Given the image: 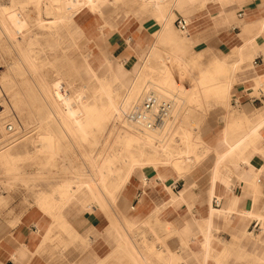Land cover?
I'll return each mask as SVG.
<instances>
[{
    "label": "crops",
    "instance_id": "0c3cea01",
    "mask_svg": "<svg viewBox=\"0 0 264 264\" xmlns=\"http://www.w3.org/2000/svg\"><path fill=\"white\" fill-rule=\"evenodd\" d=\"M139 1L147 12L139 11L137 4L131 7L133 14L110 6L113 22L88 11L78 16L90 38L89 48L127 55L126 66L137 60L136 42L139 47L148 44L143 61L157 60L158 51L180 56L205 52L202 61L207 52H216L227 62L237 60L240 70L256 60L255 68L264 76V46H245L240 37L244 22L264 19V0H178L172 21L159 5ZM179 16L190 18L188 41L175 23ZM127 19L133 21H123ZM106 20L118 29L108 31L105 26L103 34L100 26L107 25ZM111 75L114 83V70ZM155 81L164 84L158 77ZM254 81V72L247 70L230 92H215L221 97L234 90L231 104L240 112L228 113L231 131H225V123L205 129L203 140L213 149L212 160L185 175L174 168L145 174L139 170L117 202L110 199L102 207L107 212L98 205L87 212L85 202H74L70 204L83 207L81 212L62 207L53 215L31 206L18 218H0V264H264V151L254 131L261 125L256 119L264 107V81L259 87ZM116 82L120 84V78ZM156 82L147 84L161 86ZM235 98H241L237 105ZM242 135L248 138L240 142ZM165 221L178 226L169 239L162 231Z\"/></svg>",
    "mask_w": 264,
    "mask_h": 264
},
{
    "label": "bare ground",
    "instance_id": "6f19581e",
    "mask_svg": "<svg viewBox=\"0 0 264 264\" xmlns=\"http://www.w3.org/2000/svg\"><path fill=\"white\" fill-rule=\"evenodd\" d=\"M35 1L41 5V9L43 10L41 20L44 21V24L48 21L50 27H54L65 20H71L74 15L83 11H102L109 8L111 4L113 5L112 0ZM210 1L216 0H208L209 3ZM144 5L150 7L159 5L161 11L168 12L170 21L175 18V9L179 6L178 0H150L149 4L144 3ZM203 5L205 6L206 3ZM22 11L23 7L19 6L15 0H11L8 4L0 3V38L5 39V45L17 51L19 50V62L29 75V78L33 77L35 79L34 90L40 93V100L45 104L47 109V116L41 119V121H37L41 130L32 140L36 143L38 153H55L60 138L53 130L54 126H41L45 121L48 124L55 123L59 131L76 145L88 140L98 130H102L105 127L104 123L112 121L114 128L109 139L117 138L120 142L119 147L116 146L115 148L114 145L109 144L94 159L92 158L91 151L89 154L82 152V155L86 157L88 162V168L83 169L81 172H75L71 177L62 180L57 188L40 193L38 198L41 208L53 215L60 213L62 207L74 202H85L87 204L85 207L87 208V212L94 208L93 205L107 207L109 200L113 198L114 194L122 190L131 177L139 170L145 174L149 169L165 170L174 168L177 173L185 175L197 164L196 162L201 159L200 151L198 152V149H200L199 142L196 141L198 135L195 136V133L193 134L191 131L180 132L181 130H178L179 132H177L175 130V122L171 127H166L175 117V110L177 108L180 110V107L183 105L181 101L170 99L169 92L173 91V80L171 81V77L177 75L186 63L191 62L194 66L195 77L199 79V83L202 84L203 88H199L198 82H194L191 79L190 82L189 78L184 74L179 75L192 85V96L183 102H187L193 98L196 93H199L197 100L202 102V96H205L209 90H213L214 92H230L233 84L238 81L239 74L247 70L254 72V82L257 85H260L264 81L263 74L261 75L255 68L254 63L256 60H254V63L250 67L240 70L237 60L227 62L224 58L218 56L216 52H207L206 60L202 61L206 55L205 52L198 55L180 56L176 52L169 50V52L161 51V53L158 51L160 56H157L159 57L157 60L160 61V64L159 62L156 63L160 66H158L160 69L154 63L156 56L154 61L153 58H151L152 60L150 58L147 60L146 58L143 61L142 58L137 57V60L130 67H127L125 64L128 56L123 58L120 65L121 70L118 73L115 72V75H113L116 81L120 78V84H117L116 81L112 82L111 73L114 70L115 58L108 53L103 56L101 61L97 56L85 55L83 64L79 67L76 62H72L73 57L65 56V62H62L61 67H65V70L62 69L60 75L64 74L66 78L67 76L70 78L73 75L72 82L69 79L68 82L67 79L64 82L58 77L48 80L46 73L43 72L39 58L32 51L31 42H29L31 38L26 37V34L30 32L27 27L28 22ZM187 20L190 22V18H187ZM188 32H190L189 28L184 31L185 39H183L186 41L189 40L187 36ZM240 37L245 46L255 43L257 46L263 47L264 19L244 22ZM57 39L59 41V38ZM87 40L89 41L90 39H86L85 42ZM22 44L25 45L24 48ZM56 48L58 47L51 46L50 49L55 50ZM153 50L157 51V49ZM161 50L163 49L161 48ZM152 53L150 55H153ZM154 55L151 57H154ZM151 61L155 65L151 64ZM154 66L159 69V74ZM125 71L128 74L123 76ZM157 77L162 82L164 81V84L156 82V85L157 83L161 85L159 86L160 91L165 87L163 85L167 81H171V84L167 83L169 85L168 88L162 92L152 90L146 93V88L144 92L143 90L148 83L147 81L151 79L157 80ZM77 78H80L86 84L77 86ZM93 80L97 81L96 84L92 85L93 93L87 94L85 87L89 86ZM221 80H225V82H217ZM210 81L213 82L210 83ZM153 84L151 85L154 86L155 84ZM117 85H119V88H117ZM151 85H148L147 89H149L148 87L153 89ZM12 87V83L8 82L6 75L4 77L0 76V93H2L0 94V100H4L1 95L8 93ZM121 87L125 89L124 93H121L119 90ZM149 95H154L162 101H169L171 104L169 109L170 118L161 129H142L130 122L126 117V113L133 105L143 102ZM7 105H3L4 109L0 110L1 130L7 121L8 113L12 111L15 114L13 104L9 103ZM260 112L261 114L257 117L256 123L260 120L261 125L260 128L256 126V130L254 131H256V140H260L261 143L263 142L260 148L264 151V107ZM174 130L180 134L179 139H176L177 136H175ZM25 136L26 134L19 137V139L10 141L1 148L0 161L6 165L7 170H15L14 166L10 164L11 159L16 156L20 148L25 146L28 139ZM248 136H250V133ZM246 138L242 135L240 142H243ZM240 142L237 146L241 144ZM219 163L216 164L220 165ZM262 169H264V164ZM175 227L178 229L177 225Z\"/></svg>",
    "mask_w": 264,
    "mask_h": 264
},
{
    "label": "rangeland",
    "instance_id": "374dc122",
    "mask_svg": "<svg viewBox=\"0 0 264 264\" xmlns=\"http://www.w3.org/2000/svg\"><path fill=\"white\" fill-rule=\"evenodd\" d=\"M10 1L11 0H0V3L8 4ZM15 1L19 6L23 7L22 13L28 22L27 27L30 32L26 34V37L28 36L31 38L29 42H31L32 51L39 58V61L42 64L43 72L46 73L48 80H53L57 77L62 79L64 82L66 79L67 82L68 79L70 81L73 80V75H71L70 78L68 76L66 78V75L64 74L60 75L61 70H65V67L61 68L62 62H65V56L70 58L73 57L72 62H76L78 65L83 63L85 55L97 56V58L101 61L103 56L108 53L115 58L114 71L118 73L121 70V60L127 55L115 56L109 50H105L104 47V50L94 52L88 46L90 40L85 42L86 39L90 38L85 36L84 29L78 23L77 18L87 11L74 15L71 20H65L54 27H50L48 21L44 24V21L41 20L43 10L41 9V5H39L35 0ZM134 1L135 2L132 0H114L113 5L111 4V6H114L112 7L114 10L120 7L121 10H129V13L133 14L131 7L137 4L139 11L147 12V10L141 8L139 0ZM107 10L108 8L102 11L88 12L98 14L103 17L106 16L111 22L115 21V19H109L110 12ZM108 20L105 21L107 25L104 24L100 26L103 34H105L103 31L105 26V29L108 31L118 29L117 25L112 26ZM123 21L131 22L133 20L127 19ZM57 38H59V41H57ZM51 46L58 48L52 50L50 49ZM22 47L24 48L25 45L22 44ZM147 47L148 44L141 45L139 47L136 42L134 49L136 50L137 57H145ZM18 51L8 45H5V39L0 38V76L4 77V75H6L8 82H11L13 86L8 93L1 95L4 100H0V110L4 109V107H2L3 105L6 106L7 104L9 105V103L13 104V108L15 110V114L12 111L8 113V118L3 129L1 130L0 128V150H2L1 148L3 145H7L10 141L19 139V137L25 134V137H28L25 146L20 148L19 151H17L16 156L11 159L10 164L14 166V171L7 170L6 165L0 161V218L3 219L13 216L18 218L23 211L31 206H39L41 208L38 198L40 193L45 190H53L57 188L62 180L71 177L75 172H81L83 169L85 170L88 168V162L86 157L82 155V152L89 154L91 151L93 156L92 158L94 159L102 150L106 149L109 144L112 146L114 145V148L116 146L119 147L120 144L117 138L112 140L109 139L114 128L112 121L103 124L105 126L102 129L103 131L98 130L97 133L92 135L88 140L83 141L78 145L66 138L56 127L55 123L48 124V122L45 121L43 125L41 124V126H54L53 130L60 138L58 140L56 147L57 150L55 153L39 154L36 143L32 140L41 130L37 121H41V119H44L47 116V109L45 104L40 100V93L34 90L36 84V82H34L35 79L33 77L29 78V75L21 66L19 62L20 52ZM131 65L132 64L130 62L127 67H130ZM194 73V66L191 62H188L184 68L177 73V75H173L171 77V81L174 80V78H181L180 76L184 74L187 78H189V80L191 79L194 82H198L199 88L202 89L203 86L199 83V79L195 77ZM151 81L154 82L155 80L151 79ZM171 81H167V83L170 85ZM96 82L97 81L93 80L90 82L89 86L85 87L87 94L93 93L92 85L96 84ZM167 83L163 85L165 87L161 89V91L159 87H153L152 85L153 89L148 87L150 89L149 90L147 89V84L143 91L145 92L146 88V93H149L152 90L162 92L164 89L168 88L169 85ZM84 84L86 83H84L80 78L76 79L77 86ZM259 86L260 85L257 87ZM117 88H119V85H117ZM119 90L121 93L125 92V89L122 87ZM234 92L235 91L233 90L229 96L220 97L217 96L213 90H209L208 96L202 102L197 100L199 93H196L193 98L187 102H182L183 105L180 107V110L177 108L174 112V121L171 120L166 126L169 128L175 122V130L177 132L180 130V132L188 130L193 134L195 133V136L198 135L196 141L200 144L199 151L202 157L196 162L197 164H195L194 167L205 161L212 160L214 155L212 147L203 140L205 129L208 126L225 123V131H231L232 125H230L231 122L228 120V113L240 112L239 108H235L231 104V97ZM177 111L178 113H176ZM21 127L22 129L20 130ZM175 130L173 132L174 134L176 133V139H179L180 134L175 132ZM11 134L13 135L9 137L8 135ZM124 189L125 187L119 192H116L110 201L115 204ZM67 208L76 212H81V209H83L80 204H68L64 206L63 209ZM79 208L80 210H78ZM100 208L104 212H107L106 208ZM44 211L46 212V210ZM169 238L170 237H167V239Z\"/></svg>",
    "mask_w": 264,
    "mask_h": 264
},
{
    "label": "built area",
    "instance_id": "2783aa9c",
    "mask_svg": "<svg viewBox=\"0 0 264 264\" xmlns=\"http://www.w3.org/2000/svg\"><path fill=\"white\" fill-rule=\"evenodd\" d=\"M177 27L185 31L189 28V21L184 16L176 18ZM256 63V61H255ZM192 85L185 81L182 77L173 80V91H170V99L177 101H186L192 96ZM241 98H235V105L239 104ZM256 101V100H255ZM170 102L157 99L154 95L141 103L133 105L126 113L127 119L141 127L142 129H161L170 118ZM163 234L167 237L174 235L176 227L174 223L165 221L162 224Z\"/></svg>",
    "mask_w": 264,
    "mask_h": 264
}]
</instances>
